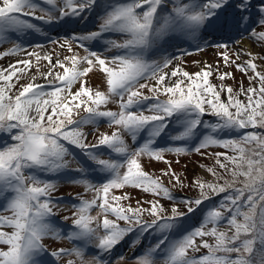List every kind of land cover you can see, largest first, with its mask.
Wrapping results in <instances>:
<instances>
[{
  "label": "snow or ice",
  "instance_id": "6c2138e0",
  "mask_svg": "<svg viewBox=\"0 0 264 264\" xmlns=\"http://www.w3.org/2000/svg\"><path fill=\"white\" fill-rule=\"evenodd\" d=\"M229 3L0 0V45H12L0 58L29 57L0 68V264H127L122 243L141 248L134 264H264V0L225 14ZM42 25L82 26L52 41L69 55L27 51L23 38ZM206 34L225 41L214 43L223 68L249 87L226 84L235 77L220 61L190 73L165 55L184 43L203 51ZM169 154L207 157V177L186 183ZM145 160L166 168L154 176ZM59 182L92 193L71 204L70 225L56 219ZM126 188L153 198L133 206L116 194ZM177 188L196 194L177 200Z\"/></svg>",
  "mask_w": 264,
  "mask_h": 264
},
{
  "label": "rangeland",
  "instance_id": "374dc122",
  "mask_svg": "<svg viewBox=\"0 0 264 264\" xmlns=\"http://www.w3.org/2000/svg\"><path fill=\"white\" fill-rule=\"evenodd\" d=\"M236 2L237 0H230L229 5L226 6L225 14L233 10L232 5H234ZM252 2L254 5H258L260 3V0H252ZM37 23H41V22H37ZM42 27L45 30L44 33L26 35L23 38V45L27 49V51H36L41 57H43L45 54H51L53 61H55L57 56H59L62 59L63 55H69L70 53H67L66 51L61 52L59 48V43L54 44L52 43V41L56 40V41L62 42L66 33L69 36L73 34H78L80 31V27L82 26H73L75 28V31H72L71 29H68V28L50 29L47 25H42ZM206 39L208 41V45L203 47V51H197L194 45L190 47L188 43H184V44H180L179 46H169L167 48V52L165 53V55H168L170 57L172 56L182 57L183 63H181V61L179 60H175L173 66H175L176 64H179L181 67H183L186 71L190 73H195L199 71L200 67L203 66V63L212 64L213 66H215L216 63L220 61L221 70L232 72L235 77V80L225 81L226 84L233 86L234 89H237V90L241 86V82L244 88L249 87V80L242 73L236 71L235 68H227V69L223 68L222 61L220 60V57L218 55L219 50L214 47V43H217V42L223 43L225 41L221 39L220 37L207 35V34H206ZM229 43H230V46L236 47L235 45H232L231 42ZM244 43L248 44L249 49H251L254 53L260 51L258 47H252L248 43V41H245ZM36 45H41V47L36 48L35 47ZM11 46H12L11 44L0 45V52L7 51ZM73 47L76 51L80 52L81 55H84V52L82 49L76 48L75 44L73 45ZM185 50L188 52H191L192 54L184 55ZM18 58L28 59L29 57L21 53L13 57L0 58V68L7 67L10 62ZM244 58L246 59V57ZM31 59L33 60V63L35 64V57H32ZM196 62H202V63L198 64ZM40 63H41V66H43L44 64H46V61L41 60ZM249 75H251V73H249ZM89 80L93 87H96L98 84H100V77L97 74H90ZM211 80H212V83L214 84L220 83V81L215 76H213ZM25 82H26L25 80H21V83H25ZM37 82L43 83L44 81L38 80ZM76 87H78V85ZM240 98L242 100L244 99L243 96H241ZM109 107L112 108L113 110H116V105H109ZM204 118L207 120H214V118L211 116H205ZM105 130H107V125L102 124L100 126V131H105ZM206 151L211 153V152L224 151V150L220 148H209ZM167 158L173 161L172 166L177 171L178 174L187 175L188 180L186 181V183L190 182L194 178L195 175H203L207 177V174L200 167V165L211 166L212 164V161L210 159H208L207 157H202L198 154H191L187 156H181L178 158L169 154ZM176 159H179L180 161L178 164L175 163ZM185 165H187L186 168H185ZM165 168H166V165L163 162H148L147 160H145V171L149 172L150 174H153L154 176H159L161 171ZM164 182L165 184L168 183L166 178ZM122 192H126L132 197L130 202L132 203L133 206H135L137 199L144 200V199L153 198L150 194H145V193H142L140 190L131 189V188H126L124 190H118L116 194L120 195L122 194ZM78 194H82L84 198L86 199H90L92 197V193H84L83 188L80 186H75L69 183L59 182L58 191L54 193V196L60 201L59 211L56 217V219L60 223L67 224V225L71 224L70 219L68 221H64L63 217L72 216L74 209L71 207V204L74 202H78L76 199ZM195 194H196L195 190H188V189L181 190L179 188L174 190V195L176 196L177 200H180L182 198H185L191 195L194 196ZM162 203L165 204V207H170L172 202L162 201ZM93 214H95V212H93ZM49 243L51 244V242ZM147 243H149V240L144 241V244H147ZM59 246L67 247L68 244L66 241L62 245L51 244V247L53 248L59 247ZM118 251L124 253L127 257H131V259L128 260L127 264H134V260L136 256L140 254L141 248L139 247L131 248L128 243H122V245L118 246Z\"/></svg>",
  "mask_w": 264,
  "mask_h": 264
},
{
  "label": "bare ground",
  "instance_id": "6f19581e",
  "mask_svg": "<svg viewBox=\"0 0 264 264\" xmlns=\"http://www.w3.org/2000/svg\"><path fill=\"white\" fill-rule=\"evenodd\" d=\"M242 47L243 48H249L248 44H245V43L242 45Z\"/></svg>",
  "mask_w": 264,
  "mask_h": 264
},
{
  "label": "trees",
  "instance_id": "16d2710c",
  "mask_svg": "<svg viewBox=\"0 0 264 264\" xmlns=\"http://www.w3.org/2000/svg\"><path fill=\"white\" fill-rule=\"evenodd\" d=\"M192 196V195H191ZM191 196H187V197H191ZM186 198V197H185Z\"/></svg>",
  "mask_w": 264,
  "mask_h": 264
}]
</instances>
